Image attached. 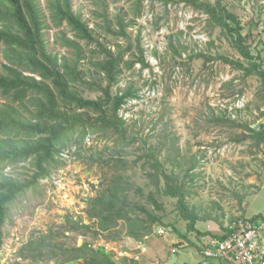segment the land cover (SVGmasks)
<instances>
[{
    "label": "rangeland",
    "instance_id": "374dc122",
    "mask_svg": "<svg viewBox=\"0 0 264 264\" xmlns=\"http://www.w3.org/2000/svg\"><path fill=\"white\" fill-rule=\"evenodd\" d=\"M36 1L45 14L48 51L66 56L71 63L75 52L63 46L60 37L66 34L73 38V33L65 24L55 27L49 0ZM71 2L74 12L89 23L96 38L89 46L81 42L85 58L80 67L86 82L77 85L80 94L86 98L103 95L91 88L109 83L93 64L105 56L106 50L115 54L127 50L125 60L136 61L131 69L125 66L119 80L111 85V92L122 93L131 86L138 91L137 98L129 99L119 111L127 118L129 133L137 141L126 145L117 142L111 132L89 131L83 139L76 135L66 142L50 174L10 205L0 224V264H66L62 255L37 256L25 248L30 241L44 236L53 240L57 252L88 241L93 247L105 246L120 263L135 260L138 264H168L175 253L174 239L184 235L188 238L193 231L188 230L190 219L182 215L178 197L164 193L165 179L161 176L157 185V178L149 175L154 169L145 154L151 151L168 173H174L177 184L185 187L189 211L199 218L218 219L229 213L232 222L242 217L241 197L254 187L264 169V146L247 128L255 120V111L262 109L264 82L226 63L224 58L247 65L233 47L227 30L217 26L205 11L181 0ZM222 2L237 16L248 37L247 44L264 65V0ZM121 24L126 36L118 34ZM139 48L144 50L148 66L137 62ZM9 53L0 43V74L7 72ZM11 98L0 93V105ZM4 171L26 178L34 168L27 161ZM116 172L131 180L130 197L153 209L163 223L155 224L142 241L126 235L124 222L118 238H112L109 232L96 235L71 231L70 219L91 223L88 199L105 189ZM150 194L159 203L158 208ZM161 229L165 234L160 233ZM176 250L186 260L173 264H198V257L190 256L188 249Z\"/></svg>",
    "mask_w": 264,
    "mask_h": 264
},
{
    "label": "trees",
    "instance_id": "16d2710c",
    "mask_svg": "<svg viewBox=\"0 0 264 264\" xmlns=\"http://www.w3.org/2000/svg\"><path fill=\"white\" fill-rule=\"evenodd\" d=\"M181 1L194 9L205 11L217 26L227 30L233 47L247 61L246 65L243 61L234 62L224 58L226 63L244 70L247 76L257 75L264 82L263 62L252 53L247 44L248 37L243 33L244 27L222 0H216L215 4L201 0ZM48 7L55 27L65 24L74 35L73 38L66 34L60 37L61 44L75 52L71 63L66 56L59 57L48 51L44 34L45 14L36 0H0V43L10 52L7 54L9 64L5 65L7 72L0 74V93L12 97L0 105V224L17 197L50 174V167L58 163L57 157L66 147V142L76 135L77 139H83L89 131L111 132L117 142L122 144L131 145L137 141L129 133L127 118L120 116L119 111L129 99L137 98L138 91L131 86L122 93L113 95L111 92V85L119 80L124 68H133L136 61L125 60L127 50L115 54L105 49V56L98 57V61H93V64L109 83L106 87L102 84L96 87L91 85L92 90L100 91L103 95L97 98L84 97L77 89L79 83L86 82L85 72L80 67L85 58L81 42L85 41L89 46L96 40L93 29L81 15L74 12L71 0H49ZM107 18L105 15L106 22ZM118 34L127 35L123 24ZM137 62L148 66L142 48H139ZM23 70L30 74H25ZM247 128L258 138L259 143L264 142V132L250 126ZM143 143L147 145L146 140ZM145 157L154 169L149 175L157 178V185L160 184L161 176L165 179L164 193L178 197L182 215L190 219L188 230L195 231L199 217L189 211L184 185L177 184L174 173H168L154 153L150 151ZM27 161L34 168L29 177H14L4 171L9 166L17 167ZM132 190L133 184L125 174L114 173L107 180L105 189L88 199L91 223L70 219L69 229L81 230L82 234L109 232L112 238H118L119 227L124 222L126 235L142 241L152 232L155 224H162L163 221L139 199H132ZM149 198L158 208L159 203L154 200V196L150 194ZM225 236L226 233L221 239ZM25 248L37 253V256L49 253L62 255L63 263L66 264L76 261L83 264H138L135 260L132 263L117 262L105 246L93 247L88 241L67 251L60 248V252H57L53 240L44 236L30 241Z\"/></svg>",
    "mask_w": 264,
    "mask_h": 264
},
{
    "label": "crops",
    "instance_id": "0c3cea01",
    "mask_svg": "<svg viewBox=\"0 0 264 264\" xmlns=\"http://www.w3.org/2000/svg\"><path fill=\"white\" fill-rule=\"evenodd\" d=\"M255 113V120L253 121V124H250V127L256 128L257 131L264 132V129H258L259 124L264 121V113L261 108L259 111L256 110ZM259 145L264 146V142L259 143ZM240 201L241 209L239 210V213L242 217L264 219V169L258 175L257 183L246 193V195L241 197ZM228 215L229 213L224 214L218 219L200 217L196 221V230L193 231L188 238L182 236L180 239H174L173 245L175 246V249L173 252L177 255L175 262H184L186 260V257L180 256L176 250V248H182L188 249L190 256L191 254H195L198 257V264H203L202 250L221 240L223 235H225L227 227L232 220H229ZM262 238L264 239V231L262 232ZM171 257L172 254L170 258ZM169 259L166 260V262H168ZM211 264H221V262L214 260Z\"/></svg>",
    "mask_w": 264,
    "mask_h": 264
},
{
    "label": "built area",
    "instance_id": "2783aa9c",
    "mask_svg": "<svg viewBox=\"0 0 264 264\" xmlns=\"http://www.w3.org/2000/svg\"><path fill=\"white\" fill-rule=\"evenodd\" d=\"M264 113V104L262 106ZM264 219L238 217L227 227L225 238L202 250V263L264 264ZM161 234H165L163 229Z\"/></svg>",
    "mask_w": 264,
    "mask_h": 264
},
{
    "label": "water",
    "instance_id": "95a60500",
    "mask_svg": "<svg viewBox=\"0 0 264 264\" xmlns=\"http://www.w3.org/2000/svg\"><path fill=\"white\" fill-rule=\"evenodd\" d=\"M258 129H260V130L264 129V121L259 124ZM176 259H177V255H176V253H173L172 259L170 260V262L168 264H173L176 261Z\"/></svg>",
    "mask_w": 264,
    "mask_h": 264
}]
</instances>
